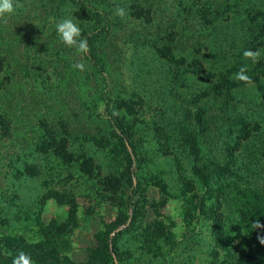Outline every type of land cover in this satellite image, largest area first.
<instances>
[{
    "label": "rangeland",
    "instance_id": "rangeland-1",
    "mask_svg": "<svg viewBox=\"0 0 264 264\" xmlns=\"http://www.w3.org/2000/svg\"><path fill=\"white\" fill-rule=\"evenodd\" d=\"M84 1L89 4L25 0L14 13L0 16V199L9 207L11 223L0 221V233L6 227L32 236L27 226L37 214L45 222L64 218L69 206L43 197L47 188L67 191L79 202V223L60 264L87 261L107 224H112L113 234L131 224L134 210L127 198L133 195L134 201L145 204L143 219L154 232L173 233L150 252L130 233L124 235L121 243L133 252L123 253L119 264H253L248 251L242 253L220 239L221 228L201 205L202 200L212 205L214 193L199 181L195 168L205 160L227 162L228 144L236 141L242 127L239 115H244L254 134L235 154L252 164L251 170H243L246 180L264 190V96L251 82L235 89L229 105L217 98L195 103L194 97L221 74L239 81L235 76L241 67L244 75L259 74L264 82V0ZM118 7L125 9L123 18L115 14ZM65 17L79 24L83 39L85 29L105 30L107 73L99 79H83L93 72L89 61L57 36L55 23ZM245 49L260 55L253 61L243 56ZM170 53L180 60L186 57V64L200 59L217 77L208 80L187 72L186 64L175 77ZM76 63L84 68H74ZM99 94L110 100L108 108L97 100ZM86 98L93 106L97 100L95 113L101 118L123 119L129 137L125 151L132 161L114 150L119 131L113 133L107 122L88 117L93 109L82 104ZM206 112L211 128L204 132L197 116ZM61 124L81 138L87 133L111 138L104 149L84 139L73 143L93 156L96 176L82 173L80 163L37 149L47 129ZM185 126L200 134L204 160L181 145L178 134ZM24 160L39 164L41 173L18 170L25 169ZM126 168L136 171L133 178L140 183L136 192L129 187L118 197L123 200L119 206L101 181L109 172ZM216 208L227 231L238 232L234 244L241 245L245 234L235 226L229 207Z\"/></svg>",
    "mask_w": 264,
    "mask_h": 264
},
{
    "label": "trees",
    "instance_id": "trees-1",
    "mask_svg": "<svg viewBox=\"0 0 264 264\" xmlns=\"http://www.w3.org/2000/svg\"><path fill=\"white\" fill-rule=\"evenodd\" d=\"M24 1L25 0H15L17 4ZM77 2L83 6L89 4L87 3L88 1L86 2L84 0H77ZM85 31L88 32L86 36L88 51L83 54L89 61L93 72L88 73L83 79H90L92 75L95 79H99V75H105L107 73L106 53L103 46V35L105 30L96 26L90 30L85 29ZM168 49L170 48L168 47L167 50ZM170 51L172 50L170 49ZM167 57L172 64V73L177 77L181 70L180 68L184 67L183 65L186 64V60L188 59L185 57L180 60V58L174 53H170ZM186 70L187 72L199 74L208 80L217 77V75L209 70L200 59H195L192 62L187 63ZM227 72L232 73L233 70H227ZM221 75L218 77L219 79L216 78L213 83H211L199 95L194 97L195 103L200 102L202 99L211 100L217 98L219 100L223 99L225 103L229 105L235 100V89L251 82L258 84L259 89L264 96V82L259 74L249 73L246 75L247 79L239 81ZM83 79L82 82L84 83ZM103 95L104 94H99L97 100H101V102H103L108 108L111 104L110 100L103 97ZM86 100L87 98L82 100V104L84 106L86 105V109L89 111L91 110V107L93 109V112H89L88 114L89 118L94 116L96 120H101L104 124L107 122V125L111 128L113 133L119 131L118 134L115 133L117 141L112 143L114 150L118 154L117 156L123 155L129 161H132L131 155L125 151V148L129 147L126 142L129 137L124 130L123 119L114 118L113 116H108L106 119L101 118L99 114L95 113V110L99 107L97 100L95 101L94 106L91 105L89 100ZM206 114L207 112L201 113L197 116L204 132L211 128V120L207 118ZM239 117H241L240 123L242 127L239 129L237 138H235L236 141L231 145L228 144L227 162L221 163L216 162V160L207 162L205 160L202 165L196 166L195 171L199 181L214 193L215 200L212 205L206 204L203 200L201 205H203L202 207L205 213L211 215L221 228L220 239L229 242L235 250H239L242 253H247L248 251L249 263L264 264V243H261L260 240V236L264 235V228H256L254 223L255 221H259L264 225V190L253 185V180H246L245 178L246 175L243 173V170H251L252 164L249 161H241L236 157L235 152L240 144L243 143L242 141L249 140L254 134L253 129H250L249 127V121H247L244 115H239ZM178 135L182 139L181 145L187 148L185 151H189L191 155H194L195 158H199V160H204L206 158L203 153V148L201 147L200 134L197 130L185 126V128H181ZM79 139L94 142L97 147L103 149L107 148L108 143H110L109 140H111L108 134L105 136V134L93 135L87 133L84 135V138H81L79 134L75 136L68 127L61 124L60 127H54V129H51L50 131L47 129V133L42 138L37 149H41L42 152H49V150L53 151L54 154L61 156L63 160L65 159L70 164L80 163L82 166V173H88L89 177H92V175L94 177L96 167L93 156L89 154L86 149L82 148L80 150L73 145V143ZM166 139H169V137L166 136ZM83 143L84 142H82V144ZM130 145L135 149L133 143ZM24 162L26 163L25 169L18 167V170L21 172L29 173L34 176L41 173V166L39 164H34L33 166L26 160H24ZM234 168H236V170H234ZM97 174H101V172H98ZM136 174V171L128 168L125 170H115L106 175V180L101 181V183L106 186L109 194L111 193V199L119 206L122 205L123 200L118 197L125 196L123 193H126L129 187L136 192L135 188L138 183H140L133 178V175ZM243 179H245L244 182L239 181ZM212 184L213 188L210 187ZM119 194L120 196H118ZM132 196L133 195H130L127 198L129 205L132 206L134 210V214L131 216V224L115 234L112 233L114 231L112 224H107V229L99 232V243L93 248L89 259L83 262L72 261L68 264L121 263L124 259L122 257L123 253H129L131 256L133 252L128 245L125 246L124 243H121L122 237L128 233L133 235L134 239L139 241V247L142 250H147V252L152 251L153 246L159 248L160 242L168 239L167 237H169V233L172 234L173 231L170 230L169 233L164 232L165 236H163L164 233H161L160 230L154 232L152 225L145 223L143 219V217H145V204L140 200L139 202L134 201ZM51 198L61 204L69 206L65 217L54 218L49 222H45L42 217L37 214L32 220V225L27 226V228L31 229L32 236H30L29 232L26 233L18 230L8 231L5 227L0 233V264H12V258L21 250L30 255L34 264H60L59 259L61 253L64 250L71 248L69 235L79 223V202H77L74 195H71L67 191H57L54 187L47 188V192L43 197L44 200ZM3 203L4 202H1L0 199V221L3 224L10 226V220L8 216H6V209L8 210L9 207L4 206ZM140 203L141 206L139 205ZM225 204L230 209L229 214L232 216L235 226L245 234L243 237L244 241L239 240L242 242L241 245L234 244L240 237L238 232L232 233L230 230L231 233H229L225 227L224 220L218 215L216 207L221 209L222 206L225 207ZM239 264H243L242 260L239 261Z\"/></svg>",
    "mask_w": 264,
    "mask_h": 264
},
{
    "label": "clouds",
    "instance_id": "clouds-1",
    "mask_svg": "<svg viewBox=\"0 0 264 264\" xmlns=\"http://www.w3.org/2000/svg\"><path fill=\"white\" fill-rule=\"evenodd\" d=\"M17 7L18 4L15 0H0V16L14 13ZM115 14L123 18L125 16V9L123 7H118ZM55 31L59 39L66 45L75 46L76 50L80 53L88 51L87 40L81 38V27L72 18L65 17L57 20L55 23ZM242 54L244 57L251 58L255 61V59L260 55V52L245 49ZM73 67L82 70L84 68V64L76 63ZM244 72L245 68L241 67L240 71L236 73L235 78L240 80L247 79ZM254 223L256 228H264V225H262L259 221H255ZM260 240L261 243H264V235L260 236ZM12 264H33V262L30 255L21 250L12 258Z\"/></svg>",
    "mask_w": 264,
    "mask_h": 264
}]
</instances>
